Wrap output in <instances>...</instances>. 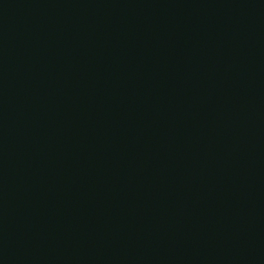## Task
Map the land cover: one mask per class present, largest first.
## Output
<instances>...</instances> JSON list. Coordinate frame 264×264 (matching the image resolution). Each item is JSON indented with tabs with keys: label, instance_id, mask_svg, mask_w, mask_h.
Masks as SVG:
<instances>
[{
	"label": "water",
	"instance_id": "1",
	"mask_svg": "<svg viewBox=\"0 0 264 264\" xmlns=\"http://www.w3.org/2000/svg\"><path fill=\"white\" fill-rule=\"evenodd\" d=\"M0 264H264V0H0Z\"/></svg>",
	"mask_w": 264,
	"mask_h": 264
}]
</instances>
